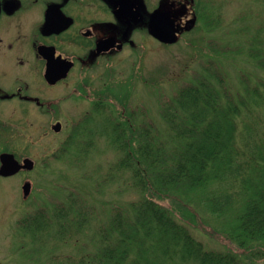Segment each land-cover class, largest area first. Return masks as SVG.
<instances>
[{"label":"rangeland","instance_id":"374dc122","mask_svg":"<svg viewBox=\"0 0 264 264\" xmlns=\"http://www.w3.org/2000/svg\"><path fill=\"white\" fill-rule=\"evenodd\" d=\"M198 5L202 8L196 13ZM206 11L210 14L207 15ZM166 17L172 24V43L161 45L154 42L150 50L152 55L149 52L143 61L109 63L115 70L113 79L122 82L129 79L131 83L126 90L131 94V107L136 106L137 110L133 124L139 126L147 119L153 124V140L150 144L153 150L159 147L161 161L154 162L151 157L147 162L144 160L147 157L137 150L147 165L143 174L150 173L143 177L149 180L146 182L152 191H141L135 184L132 169L114 167L118 160L124 159L126 152L113 149L106 135H100V132L86 134L89 137L81 135L82 131L76 134L78 136L74 133L66 152L59 154L56 151L64 146L61 143L68 139L71 125L84 114H92L88 126L87 123L83 126L90 127V131L95 130V125L100 128L103 122L100 112L93 109L92 103L85 111L87 101L76 104L69 97L62 110H59L62 124L58 134L48 128V135L37 141L32 139L20 143L31 146V156L37 165L35 181L48 188L46 197L36 191L30 208L34 209L37 203L42 202L50 209L58 204L64 205L65 209L74 210L71 212L72 218L77 221L79 216L76 210L82 211L88 217L84 233L80 231L71 238L61 237L57 241L48 237L47 241L40 243L38 238L30 237L29 232L22 233L14 224L28 210V206H23L29 201L19 208L21 197L18 187L21 177H0V264H94L90 254L100 253L101 249H105L103 245L113 247V243L118 240L117 232L102 247L99 245L100 232L104 230L105 224L106 228L110 226L114 211L119 209L123 217L128 206L142 197L170 210L207 249L233 251L243 258L249 257L253 264H264L263 250V254H256L261 251L258 245L252 246L251 251L242 249L231 238V234L227 235L236 224L237 213L243 208L246 199L244 193L248 194L252 184L264 182V99L255 98L243 83L247 78L251 86L259 84L258 90L264 95V68L258 64L259 57L264 55V0H168ZM102 67H98L91 75V83L95 87L105 80L106 70ZM210 67L222 78V85L214 80ZM100 76L102 80H99ZM201 79H206L217 88L220 110H225L229 105L223 97V91L231 96V100L238 103L243 99L247 103L256 119L254 134H250L251 116L247 114V107L239 104L238 114L229 113V117H233L232 122L235 121L232 142L235 150L233 159L236 157L237 164L234 162V166L228 167L225 158L214 160L198 185L192 186L183 179L166 190L160 173H172L175 154L183 149L188 138H175L162 118L161 106L183 85ZM74 80L70 81L71 86ZM176 110L181 116L187 115L181 109ZM171 115L172 111L169 113ZM211 117L212 114L207 115L203 123H197V127L211 124ZM49 121L44 117V131ZM229 125L226 122L221 126L227 128ZM145 142L135 140L131 144L138 149ZM143 146V151H147L148 147ZM56 152L57 156L53 159L49 157ZM225 152L220 156L223 157ZM239 164L243 166L238 173L237 169L241 168ZM145 248L147 251V244ZM128 252L129 258L140 256L136 248ZM148 254L155 256L158 264L163 263L160 251ZM81 255L86 258L80 262Z\"/></svg>","mask_w":264,"mask_h":264},{"label":"trees","instance_id":"16d2710c","mask_svg":"<svg viewBox=\"0 0 264 264\" xmlns=\"http://www.w3.org/2000/svg\"><path fill=\"white\" fill-rule=\"evenodd\" d=\"M200 8L202 6L198 5L196 7V13L201 11ZM206 13L207 15L210 14L207 11ZM216 18L219 19L218 15ZM215 21L218 23V20ZM247 55L249 56V54ZM258 64L259 67L264 68V55L259 57ZM211 72L214 80L222 85V78L212 68ZM114 73V70L111 72L110 70L106 71L105 83L102 84L106 88V94L101 96L99 103L93 106L94 110L100 112V118H103V122H101L102 128H98L95 125V130L90 131V127L87 126L91 121L92 114L91 112L84 114L71 125L68 139L61 143L64 146H60L56 151L59 154L66 152V147L72 141L74 133L76 135L82 131L81 135L89 137L86 134L100 132V135H106V139L113 149L126 152L124 159L118 160L114 167L132 169L131 174L135 177V184L140 187L141 191H152L147 183L149 180H145L146 177H143L150 173L143 174L147 169V165L143 163V157L137 154V150L147 157L144 159L147 162L148 158L151 157L154 162L161 161L162 155L158 153L159 147L153 150L150 144L153 140V124L149 119L144 123L142 122L139 126L133 124L137 110L136 106L134 108L131 107L129 102L131 94L126 90L130 88L131 83L128 81V77L125 82L113 79ZM243 83L255 98L262 97L264 99V95L262 96L258 90L259 84L251 86L247 78ZM223 97L228 100L229 105L225 110H220L217 88H214V85L210 84L206 79H201L183 85L174 93L170 100L166 101L165 99L163 101L161 115L169 130L173 132L172 134L175 135V138H188L183 149L175 154L176 160L172 173H160L161 182L166 186V190L170 186L183 181V179L187 180L192 186L198 185L205 175V170L214 160H224L225 158L224 162L228 167L234 166V162L237 164L236 157L234 158L235 161L233 159L235 150L232 142L235 121L232 122L233 117H229V113L235 112L238 114L240 111V109L238 110L239 104L247 107V114L251 116V123L249 124L251 135L254 134L256 119H254V113H250L248 105L243 99H240L237 103L231 100V96L226 91H223ZM176 109L183 110L187 115L181 116ZM170 111H172L171 116H169ZM210 114H212L211 124H203L198 128L197 123H203L207 115L209 116ZM226 122H229L230 125L227 128H222L223 126L221 125ZM86 123L87 126L83 127ZM135 140H146L143 145L148 147L146 148L147 151H143L145 149L143 145L138 149L132 147L131 142ZM229 147H231V152ZM225 150V155L223 157L220 156ZM58 152L55 153L56 155L52 153L49 157L53 159ZM135 154L136 156L133 157ZM239 165L241 168L239 166L240 169H237L238 173L243 166L242 164ZM250 189L248 194L244 193L246 199L243 208L237 213L236 224L227 235L231 234V238L237 243L239 248L251 251L252 246L258 245L261 251L256 252V254H263L264 182L252 184ZM47 191L48 188L45 187L41 196L46 197ZM29 205L28 210L23 213L24 215H20L16 220V226L22 233L23 231L29 232L30 237L38 238V243L47 241L48 237H53L55 241L61 239V237L71 238L80 231L83 232V228L88 221L87 215L78 210L76 212L79 220H74L71 213L74 210L65 209L64 205L58 204L53 209L47 207V204L43 202L37 203L34 209H31ZM30 209L31 211H29ZM114 212L110 226L106 228L105 224L104 230L100 232L99 245L102 247V244H106L108 239H112L113 233L117 234V232L118 240L113 243V247H108L109 244L107 246L103 245L105 249L100 248V253L96 255L90 254L91 261L94 264H158V259L148 254L152 251H160L163 257V263L161 264H253L249 257L243 258L233 251L207 249L201 241L194 238L184 223L174 217L170 210L146 197L131 203L127 210L124 211L125 215L123 217L119 214V209ZM146 244L147 251L145 248ZM134 248H136L140 256L136 255L133 258H129L128 250H133ZM142 251L144 252L141 255ZM80 258L81 262L86 257L81 255ZM115 259L117 261H114Z\"/></svg>","mask_w":264,"mask_h":264},{"label":"flooded vegetation","instance_id":"af4514ba","mask_svg":"<svg viewBox=\"0 0 264 264\" xmlns=\"http://www.w3.org/2000/svg\"><path fill=\"white\" fill-rule=\"evenodd\" d=\"M166 1L0 0V155L11 154L20 164L32 159L31 146L20 142L37 141L62 124L59 110L67 98L87 101V111L106 94L104 79L91 83L98 67L111 72V62L143 61L154 42L166 45L150 32L154 12L166 17ZM44 117L50 119L46 131ZM32 160L30 170L0 175L21 177L19 208L46 187L36 183ZM25 182L30 187L24 195Z\"/></svg>","mask_w":264,"mask_h":264},{"label":"water","instance_id":"95a60500","mask_svg":"<svg viewBox=\"0 0 264 264\" xmlns=\"http://www.w3.org/2000/svg\"><path fill=\"white\" fill-rule=\"evenodd\" d=\"M150 32L153 37L161 42L170 43L174 40L172 35V24L169 18L162 16L158 12H154L150 22ZM54 131H59L60 124L56 123L52 126ZM33 162L30 159H24L22 164H19L17 160L11 154L3 153L0 155V175L8 176L17 172L20 168H32ZM29 183L23 184L24 194H27Z\"/></svg>","mask_w":264,"mask_h":264}]
</instances>
